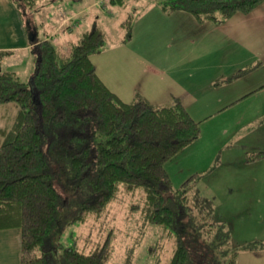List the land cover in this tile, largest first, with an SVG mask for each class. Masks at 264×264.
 Listing matches in <instances>:
<instances>
[{"label":"trees","instance_id":"16d2710c","mask_svg":"<svg viewBox=\"0 0 264 264\" xmlns=\"http://www.w3.org/2000/svg\"><path fill=\"white\" fill-rule=\"evenodd\" d=\"M12 1L36 56L24 82L9 69L14 51L0 50V105L18 106L12 129L0 128L6 135L0 144V229L21 230L19 264H107L109 238L86 251L57 241L54 231L62 225L59 214L71 207L77 213L70 223L99 219L122 184L144 189L146 220L174 237L167 264H203L205 253L216 249L227 254L226 264H238L242 250L264 249V240L235 243L230 225L215 219V200L200 191L199 173L178 187L173 184L167 162L201 135L200 122L180 99L159 107L142 96L125 101L101 78L92 59L107 39L97 22L64 54L52 35L39 33L43 22L31 18L43 0ZM263 1L157 0L167 13L188 11L200 22L216 24L238 12L250 13ZM133 19L130 12L120 23L125 41L132 38ZM76 25L66 26L65 33L72 35ZM261 158L264 151L246 156L248 162ZM153 250L150 246L148 252Z\"/></svg>","mask_w":264,"mask_h":264},{"label":"rangeland","instance_id":"374dc122","mask_svg":"<svg viewBox=\"0 0 264 264\" xmlns=\"http://www.w3.org/2000/svg\"><path fill=\"white\" fill-rule=\"evenodd\" d=\"M64 1L69 2V0L41 1L40 8L31 17L35 21L43 22L39 33L47 31L61 52L68 54L69 45L77 42L83 31L91 29L94 22H97L105 30L107 39L103 50L92 55V59L99 73L121 91L125 101H135L142 94H147L155 107L172 104L176 99L183 100L193 116L202 121L201 135L197 142L208 146L210 149L207 152H213L211 161L206 166H214L217 162L216 168L199 182L201 185L202 182L208 181L207 187L213 191L210 197L214 200L217 198L218 201L220 198H228L231 191L234 193L240 191L237 183L245 181L249 183V179L238 182L241 173L249 175L250 172L264 170V161L256 165H245L243 159L236 158L239 153H244L245 148L251 150L252 143L262 138V132L260 133L254 124L238 120L242 117L248 121L252 116L250 111L246 110L245 102L238 101L227 107L220 102L219 99L222 98L224 102L229 101L226 97H229V90L236 84L234 80L219 78L220 74L228 75L235 69L230 68L229 63L234 61L236 53L227 52L218 57L219 55L215 56L213 52L211 55L203 56L209 47L213 50L215 37L200 27L202 22L188 11H175L187 14L194 20L191 24H186V19L176 17L175 12L163 11L157 0H127L124 5L115 6L110 0H101L99 4L105 2L116 10L113 17L104 18L106 13L99 11L101 5L98 4L95 9L86 7L95 0H83L80 4L86 7L83 14L94 19L92 22L85 20L72 35H69L64 29L69 20H63H66L67 15L75 14L76 10L66 7ZM73 7L80 6L75 2ZM95 11L100 16L96 17ZM130 12L134 13L133 35L130 40L125 41V30L120 23ZM79 16H82V13L76 18ZM205 22L209 24L208 22L213 21ZM197 26L200 28L198 36L192 35L197 33ZM177 28L185 31L176 32ZM187 31L191 35L187 34ZM202 45L206 46V49H202ZM35 59L36 56L31 51L17 53L13 62L11 58L8 59L9 64H12L9 69L15 70L19 78L27 82L34 70ZM219 62L223 63L222 69L217 67ZM17 110L18 106L14 102L0 105V128L12 129V121ZM5 137L6 135L0 132V144ZM190 150L193 154L200 152L196 147ZM176 156L167 164V168L173 184L178 187L186 179L184 176L186 174L180 171V165L184 166L182 156ZM236 173L239 175L237 178H230ZM209 179L212 181L209 182ZM215 203L217 205L216 200ZM226 208L218 211L219 217L216 209L215 219L226 220L231 224L232 236L234 235L235 239L247 238L243 242H236L237 244L264 240V220L261 218L264 200L246 201L243 197L235 198V201L230 202ZM146 209L144 189L139 187L128 190L122 184L117 197L110 202L99 219L91 218L85 222L70 223V219L77 213V208L71 207L62 211L59 214L62 217V225L58 231H54V237L64 245H76L86 251L97 249L109 238L107 264H167L173 255L175 239L168 236L166 228L146 220ZM150 246H154L152 254L148 252ZM248 252L258 251L242 250L238 261H243L244 264L263 263L264 257L247 262L245 256L249 254ZM226 263L227 254L220 250L208 251L204 255L203 264Z\"/></svg>","mask_w":264,"mask_h":264},{"label":"crops","instance_id":"0c3cea01","mask_svg":"<svg viewBox=\"0 0 264 264\" xmlns=\"http://www.w3.org/2000/svg\"><path fill=\"white\" fill-rule=\"evenodd\" d=\"M75 2L81 7H73ZM101 0L92 1L90 6L86 7H96L98 6ZM66 7H70L72 10H76L75 14L67 15L66 20L69 22L65 25H73L74 29H76L81 23L88 20V22H92L94 18L90 15H84L83 12L86 11V7H82L81 0H69V2L64 3ZM101 5V3L99 4ZM99 8V7H98ZM95 9V8H94ZM99 11L106 13L104 18L113 17L116 14V10L108 7L101 6ZM179 11V10H178ZM62 12H66L62 10ZM101 12V13H102ZM76 18L77 15L81 14ZM174 13V12H173ZM95 16H100L98 12H94ZM174 15L176 17H182L186 19V24H191L192 18L187 14H181V12H175ZM94 16V17H95ZM61 18V17H60ZM62 21V25L63 24ZM202 22L200 23L201 28L208 30L210 34H213L215 37V45L213 50L209 49L206 50L203 54L211 55V53H215V56L222 57L227 52H234L236 53V58L234 61L229 63V67H235L233 71L226 75L225 73L220 74L219 78L226 79L227 77L233 75L238 69L244 68L248 65H253L252 69L248 72L240 76L239 78L235 79V86L229 90V101L224 102V99H219L225 106L236 104V102L240 101L239 103L245 102L246 110L250 111L252 116L247 120L240 117L238 120L240 122H247L249 124H254L260 131L262 132V138L252 143L251 150L245 148L243 150L244 153L240 154L236 157L238 160L243 159L245 165H256V163H261L264 161V158L256 159L251 161L252 163L246 160V156L248 153L257 152V151H264V1L260 3L254 10L250 13H242L238 12L231 16L224 24H216L215 22ZM223 26V27H222ZM187 27V26H185ZM198 27V31L195 34L198 36L200 28ZM184 28V27H183ZM173 30H175L173 28ZM183 32L185 30L176 29V32ZM187 34L188 31H187ZM191 35V34H189ZM199 39V37H198ZM182 47V46H181ZM202 49L206 46L202 45ZM0 50H11L14 51L13 55L10 57L13 62V58L17 53L26 52L28 53L31 51V43L27 36V32L25 30L23 21L21 19L20 13L17 9L16 4L12 0H0ZM107 51V50H106ZM107 53V52H106ZM104 53V54H106ZM108 55H106L107 58ZM16 61V60H15ZM94 61V60H93ZM140 64V62H138ZM97 66V65H96ZM12 67V64H11ZM217 67L219 69L223 68V63H217ZM238 68V69H237ZM237 69V70H236ZM99 72V71H98ZM99 75L101 78L106 82V84L115 91L122 99L123 95L117 87L113 86L111 81L107 78H104L100 73ZM122 85V83H121ZM119 87V86H118ZM237 88V90H235ZM239 88V89H238ZM117 89V91L115 90ZM142 97H145L149 102V97L147 94H142ZM184 103V101L182 100ZM151 103V102H150ZM185 104V103H184ZM186 108L193 116L190 109L185 104ZM222 107V108H225ZM194 117V116H193ZM197 121L200 122L201 127V120L194 117ZM197 140L190 143L187 147H185L177 156H182V164L180 165V171L185 172V178L187 179L189 176L195 173H199L201 175L200 181L204 179V176L216 168V165L207 167L206 164L211 161L213 152H207L210 148L208 146L203 145L201 142H197ZM196 147V149H200V152H196V154L191 152V148ZM231 147V145H228ZM236 150V149H235ZM240 151V150H236ZM176 156V157H177ZM174 158V157H173ZM236 158L234 160H236ZM171 161V160H170ZM168 161L167 164L170 162ZM220 161V160H218ZM248 163V164H246ZM166 164V168H167ZM168 170V168H167ZM170 176L171 173L168 170ZM239 175L237 173L230 178H237ZM172 178V176H171ZM243 179H249V183L245 181V183H237L239 186L238 193H234L231 191L228 198L221 199L220 201L215 198L217 201L216 209L217 214L218 211L223 209H227L226 207L229 206V203L235 201V198H240L248 200H264V170H259L256 173L250 172L249 175L241 173L239 177V181ZM199 181V182H200ZM212 180L209 179V182ZM203 184L199 185L200 191L202 190L205 195L211 196L213 191L207 187L208 181L202 182ZM233 189V188H230ZM201 191V192H202ZM202 192V193H203ZM203 193V194H204ZM235 194V195H234ZM258 197V198H257ZM222 212V211H221ZM262 219L264 220V210L262 211ZM219 217V214H218ZM226 221V220H222ZM227 222V221H226ZM229 224V223H228ZM231 226V224H229ZM246 225L248 223L246 222ZM232 229V227H231ZM233 231V230H232ZM237 239V238H236ZM235 236L233 235V240L235 243H240L245 241L246 239L236 240ZM246 260L247 262H252L255 259H259L264 257V251L258 252H248ZM254 253V254H252ZM21 260V230L19 228H8V229H0V264H19ZM256 261V260H255ZM238 264H244L242 261H238ZM264 264V261L263 263Z\"/></svg>","mask_w":264,"mask_h":264}]
</instances>
